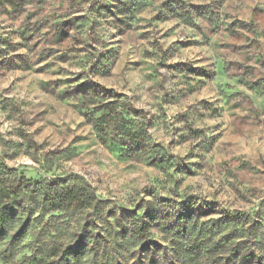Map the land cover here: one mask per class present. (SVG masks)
Returning <instances> with one entry per match:
<instances>
[{"label": "rangeland", "instance_id": "rangeland-1", "mask_svg": "<svg viewBox=\"0 0 264 264\" xmlns=\"http://www.w3.org/2000/svg\"><path fill=\"white\" fill-rule=\"evenodd\" d=\"M0 159L41 185L0 264H264V0H0Z\"/></svg>", "mask_w": 264, "mask_h": 264}, {"label": "trees", "instance_id": "trees-1", "mask_svg": "<svg viewBox=\"0 0 264 264\" xmlns=\"http://www.w3.org/2000/svg\"><path fill=\"white\" fill-rule=\"evenodd\" d=\"M106 116L101 115L95 121V128L99 135H104V123L107 121ZM121 120H125L121 115ZM116 119V117H115ZM118 134L121 136V142L130 144H137L138 140L145 135L143 127L131 128L120 127ZM31 188V192L35 191L36 186L41 187L36 181L28 179L23 173H18L15 168L8 166L0 159V226L7 222V220H15L19 222L20 226H25L29 215H26L28 207L21 205L25 200L27 191H22L23 186ZM28 189V190H29ZM37 190V189H36ZM39 194L43 198V203L47 204L48 210H62L72 206H87L88 197L91 196V190L81 179L74 178L69 180V183L56 187L42 186ZM93 196V195H92ZM227 216L233 220H241L244 217L237 211H228ZM179 222H183L181 216L178 218ZM242 242L236 243L237 247L233 248V254L239 256V263L250 264L254 259H261V254L249 245L245 247L239 246ZM245 248V249H244ZM71 253L78 252L76 245L69 246ZM243 249L240 253L239 250ZM42 259H35L29 264H41ZM233 259L232 262H234Z\"/></svg>", "mask_w": 264, "mask_h": 264}]
</instances>
